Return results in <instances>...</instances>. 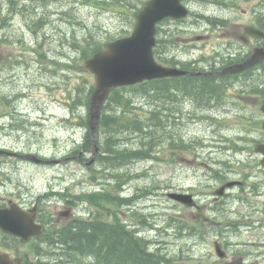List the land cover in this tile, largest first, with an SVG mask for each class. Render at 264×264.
I'll list each match as a JSON object with an SVG mask.
<instances>
[{"label":"rangeland","instance_id":"1","mask_svg":"<svg viewBox=\"0 0 264 264\" xmlns=\"http://www.w3.org/2000/svg\"><path fill=\"white\" fill-rule=\"evenodd\" d=\"M143 1L146 0H0V147L10 152L0 157L1 202L12 200L29 207L40 199L44 212L54 213V219L64 208V201L57 199L59 194L46 196L53 190L73 197L83 189L117 194L116 178L101 170V138L96 162L85 164L93 151L83 146L86 129L80 121L88 116L89 107L78 101L87 97L96 79L85 67L78 44L89 36L106 42L129 34L135 25L134 10ZM253 1L241 0L235 10L236 7L221 3L188 0L193 13L189 19L161 23V34L168 39L171 35L174 40L169 42V51L180 54L177 50L182 49L179 44L185 45L183 37L202 31L198 14L216 11L249 21L252 14L241 12L252 9ZM130 95L144 115L157 105L166 109L164 98L154 91ZM237 95V90L231 88L223 107L201 111L195 100L177 90L175 105L182 109L178 119L182 122L172 129L191 144V149L171 148L163 138L155 157L135 161L132 158L123 163L118 174L123 175L122 179L129 178L116 202L104 201L103 206L92 209L83 201L77 213L85 211L84 216L88 217L87 212L96 211L106 221L114 223L119 219L136 226L156 243L169 258V264H264V257L257 256L259 248L250 244L253 237L249 226L240 224L237 196L254 188L235 186L224 196L217 194L223 183L234 180L250 184L259 181L256 185L264 191V166L252 140H247L264 139L261 102L252 94L240 98ZM230 106L234 108L222 120L193 116L220 115ZM160 134L165 135L163 131ZM129 142L130 146L139 147L137 138H130ZM76 149L85 157V163L77 159ZM29 153L61 161L35 163L26 158ZM215 171L225 177H215ZM171 192L193 193L196 205L171 198ZM130 197L131 202L121 200ZM7 241L20 259H37L40 255L45 261L55 256L52 248L37 246L36 242ZM218 242L223 244L225 257L217 253ZM39 247L43 249L38 254ZM95 261L92 257L83 258L81 264ZM76 264H80V259Z\"/></svg>","mask_w":264,"mask_h":264},{"label":"trees","instance_id":"2","mask_svg":"<svg viewBox=\"0 0 264 264\" xmlns=\"http://www.w3.org/2000/svg\"><path fill=\"white\" fill-rule=\"evenodd\" d=\"M139 9L140 7L137 6L134 10V16ZM162 31V28H159L155 53L163 62L176 65L178 61L162 54L163 50L170 47L169 42H174L170 39L171 35L168 39L167 36L161 34ZM104 43L92 38V36L87 37L83 43H79L78 47L82 51V60L99 50ZM68 64H72V62ZM183 66L185 67L184 64ZM225 78V75L220 77L210 75L181 76L144 81L137 85L123 86L111 91L102 108L99 122V135L102 139L103 151L100 155V161L104 165V168L101 169L102 172H110V176L116 178L115 187L117 191L121 190L122 183L126 181L121 178L123 175L118 174L119 169L124 165L123 163L132 158L152 156L153 150L157 151L161 144V128L166 127L167 134L165 133L164 138L171 148H190L183 136L181 134L175 135L176 133L172 129V126L178 122L179 107L175 105L177 90H183L199 106H209L212 102H221L225 96ZM86 82H89V79ZM93 90L92 85L87 97L83 96V99L78 102L90 108V96ZM147 90L154 91L156 96L159 94L158 96L164 98L166 112L157 105L148 111V115L142 114L139 107L135 105V100L130 92L147 93ZM81 125L86 129L84 146L91 149L93 142L89 115L86 119L82 118ZM129 137L138 139V148L130 146ZM216 177L222 179L225 176L219 172L216 173ZM117 194L103 191L90 195L86 194V197L95 204L103 206L104 201L116 202L119 198ZM186 226L181 225V228ZM53 235L55 237L51 238V241L61 244V246L53 248L55 256L48 261H29V264H76L82 253L93 254L104 264L170 263L165 254L151 252L147 246L148 241L137 237L136 233L128 230L127 226L119 219L114 223L96 218L85 221L83 224L76 222L75 225L69 224L56 230ZM58 254L59 257H57ZM62 256L67 258L63 260L60 258Z\"/></svg>","mask_w":264,"mask_h":264},{"label":"water","instance_id":"3","mask_svg":"<svg viewBox=\"0 0 264 264\" xmlns=\"http://www.w3.org/2000/svg\"><path fill=\"white\" fill-rule=\"evenodd\" d=\"M188 12L189 10L182 3V0H148L139 11L135 27L130 35L108 42L105 47L86 60V65L95 73L97 82L96 89L91 96L90 107L94 154L88 164L95 160L100 149L97 143L98 124L102 106L112 88L141 82L146 79L198 73L163 65L156 60L154 55L157 23L166 17H185ZM248 31L264 37V32L260 30L249 28ZM262 59H264V49H258L245 62L225 68L222 72L241 71ZM257 151L264 154V143L258 145ZM4 153L10 154L7 150L0 149V155ZM27 157L35 162H57L41 159L34 154H29ZM235 183L237 182L227 183L218 190V193L223 194L226 186H232ZM170 196L184 203L194 204L192 194L170 193ZM1 230L19 235L22 239H27L30 235L40 232L42 226L35 223L33 214L13 202L7 207H0ZM216 248L218 254L224 257L225 252L221 246L217 244ZM0 264L17 263L9 253L0 250Z\"/></svg>","mask_w":264,"mask_h":264},{"label":"flooded vegetation","instance_id":"4","mask_svg":"<svg viewBox=\"0 0 264 264\" xmlns=\"http://www.w3.org/2000/svg\"><path fill=\"white\" fill-rule=\"evenodd\" d=\"M244 12L247 13V10ZM261 12L263 11L255 7L252 11H249L252 14L249 21H242L236 18L233 19L227 16V14H215L216 11H213V14L207 17L205 25L202 28V33L197 34L194 39H191L185 46H182L181 50L179 49L180 59L187 61L188 66L191 68L200 71H210L211 73L209 74L214 76L222 74L215 72L231 64L245 61L257 48H264V38L254 36L246 30L248 27L254 26L264 31V17H260ZM195 52H200L201 56L208 55L210 57L208 59H198L195 56ZM230 76V82H232L233 86H252L253 95L258 97L262 102L264 101V60L248 68L247 72L233 73ZM227 108L229 107H225V109ZM79 161L84 162L83 159H79ZM257 182L259 181L250 184V182L245 180L240 186V188H247V185H249L254 189L239 194V215L240 224L249 226L250 236L253 237L250 240V244L259 248L257 256L264 257V191L259 190V187L256 185ZM82 193L80 192L74 197L72 196L73 194L71 196H65V194L57 198L60 201H64V208L57 212L54 219V213L52 215L45 213L40 206L37 209V222L45 225V229L49 227L48 232L54 227L66 224L75 225L76 222L83 224L86 220H90L93 214L89 213V216L85 217V214L77 213L80 202H83V198L80 197ZM38 200L40 202V199ZM28 208L30 209V207ZM45 232L42 234L46 235ZM42 234L32 237L28 241V244L36 242L38 245L49 246L50 242L44 241L46 237ZM0 240L4 242V238H0ZM1 241L0 243H2ZM1 248L4 249L2 246ZM17 260L23 263L22 259L17 258ZM89 264L100 263L96 260Z\"/></svg>","mask_w":264,"mask_h":264},{"label":"bare ground","instance_id":"5","mask_svg":"<svg viewBox=\"0 0 264 264\" xmlns=\"http://www.w3.org/2000/svg\"><path fill=\"white\" fill-rule=\"evenodd\" d=\"M142 154H143V153H142ZM143 156H145V155L143 154ZM145 157H146V156H145ZM145 159H146V158H145ZM131 201H132V200H131ZM131 201H130V202H131ZM138 229H139V228H138Z\"/></svg>","mask_w":264,"mask_h":264}]
</instances>
